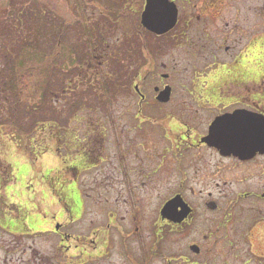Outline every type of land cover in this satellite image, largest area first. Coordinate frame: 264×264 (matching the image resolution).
<instances>
[{
  "label": "rangeland",
  "instance_id": "rangeland-1",
  "mask_svg": "<svg viewBox=\"0 0 264 264\" xmlns=\"http://www.w3.org/2000/svg\"><path fill=\"white\" fill-rule=\"evenodd\" d=\"M16 1L0 0V12H5V21H13L17 13L22 17L27 11L32 15L30 18H48L59 24L58 32L62 22L68 25V18L71 17L75 23L67 28L68 41L74 40L75 44L79 42V35H104L109 40L119 39L117 43L120 47L125 37L122 31L131 28V36L142 35L147 40L143 57L152 51V65L145 68L150 72L147 79L143 82L144 74L137 81L146 95L142 105L136 92L130 94L126 89L122 90L124 85L121 92L112 98L113 104L109 105L108 113L110 127L104 141L100 139L101 144L98 138H93L88 145L84 142L83 145L69 144V139L60 145L56 136L59 127L45 129L39 125L34 129L35 140L40 141L39 155L32 156L25 149H17L6 130L2 132L0 222L4 226L15 225L18 228L31 222L29 228L45 234L34 233L32 237L20 239L0 231V264H5L7 256H11V264H20L22 256L32 257L37 255V251L41 257L56 256L60 263L101 264L114 261L115 264H125V256L131 257V250L143 246L151 252L150 259H154V264H168L167 259L173 260L180 255L198 259L204 264H264V217H258V228L252 234L250 245L245 242L227 245L230 226L225 225V209L211 210L208 207L211 201L226 207V192L222 190L225 186L221 184L216 190L214 184L203 182L206 177L197 172L195 152L187 151L188 148L177 137L178 132H173L170 124L172 120L185 119L183 110L186 118L191 119L194 112L192 97L204 92L202 71L199 69L206 61L195 47L196 35H210L219 42L226 35L228 39L224 40L218 54L220 58H228L230 52L225 50V45L232 44L236 35H241L247 22L251 24L255 21L254 8L258 4L264 5V0H226V12L217 22L211 19L210 10H203L207 6L205 0H174L180 11L178 25L161 37L150 35L140 28L138 20L145 0H129V4L123 7L124 12L117 14H113L121 9L117 0L103 2L112 7L110 11L100 8L101 0H43L58 12L36 2L41 9L37 12L33 7L35 0H29L24 8L19 7L21 12H17L18 8H14ZM21 1L26 3L28 0ZM24 25L28 27V24ZM137 28L141 31L138 32ZM45 29L43 35H55L54 30L47 33ZM137 56L138 60H142L139 53ZM126 63L129 64L128 61ZM85 67V82L89 91L97 80L92 74L95 69L91 65ZM164 74L168 78H164ZM119 79L122 80L121 77ZM165 85L172 86V98L168 103L161 104L156 99L154 88ZM109 89L112 91L113 87ZM112 93L109 95L112 96ZM86 98L94 99L87 95ZM73 101H69L68 105L65 97L64 100L57 99L42 112L30 116V121L46 117L68 128L69 107ZM46 149L47 152H44ZM83 159L87 160L84 162L89 169L83 167ZM181 189L187 201L196 208L195 218L192 217L180 230L172 231L161 220L159 213L168 197ZM200 190H203L202 194ZM211 191L214 192L213 197L209 196ZM129 192H136L140 198L139 203L133 206L146 211L150 225L146 233L134 228L130 232L122 230L128 223V218H125L127 209L131 208ZM73 198L79 201L80 215L69 220L65 206H70ZM60 224L61 231L74 234L66 243L61 242V236L56 231ZM144 233L140 238L139 234ZM195 240L201 246L199 255L190 249ZM172 263L176 264V261Z\"/></svg>",
  "mask_w": 264,
  "mask_h": 264
},
{
  "label": "trees",
  "instance_id": "trees-1",
  "mask_svg": "<svg viewBox=\"0 0 264 264\" xmlns=\"http://www.w3.org/2000/svg\"><path fill=\"white\" fill-rule=\"evenodd\" d=\"M104 1L109 0H101L100 8L110 11L112 7L104 5ZM205 1L206 8L209 9L213 2L220 3L222 0ZM23 2L18 0L14 4V8H18L17 12H21L19 7L24 8L29 0ZM36 2L58 12L43 0H35L33 7L37 12L41 9ZM117 4L121 9L113 14L124 12L123 7L129 4V0H117ZM77 10L74 9L75 12ZM4 13L0 12V137L6 130L17 149H25L32 156L39 155L37 151L40 141L35 140L34 130L39 125L45 129L59 127L56 136L60 145L68 139L69 144L83 145L84 142L88 145L93 138H98L101 144L100 139L104 141L110 127L108 113L109 105L113 104L112 98L121 92L123 85L122 90L135 93L138 78L145 74L143 79H146L149 74L145 68L148 64L152 65L149 58L152 51L147 53L149 56L143 57L147 50V40L142 35L131 36L133 31L130 28L129 31H122L125 37L120 47L117 43L119 39L109 40L104 35H79V42L75 44L74 40L68 41L67 28L70 27L69 24L75 23L71 17L68 18L69 24L62 22L63 26L57 32L59 24L48 18L33 19L30 18L32 15L24 11V16L17 13L13 21H5L7 19ZM23 17L28 20L24 22ZM24 24H28V27L25 28ZM44 29L47 33L54 30L55 35H43ZM140 31L139 29L138 32ZM138 53L142 60L137 59ZM86 65L95 69L92 74L97 80V84L89 91L85 82L87 77L84 75ZM122 81L124 82L121 84ZM112 87L113 90L109 91ZM86 95L94 99L87 100ZM64 97L68 105L69 101L74 100L69 107L70 127L63 128L46 117L30 121V116L42 112L57 99L64 100ZM74 163L78 165L75 161ZM82 163L86 168V163Z\"/></svg>",
  "mask_w": 264,
  "mask_h": 264
},
{
  "label": "flooded vegetation",
  "instance_id": "flooded-vegetation-1",
  "mask_svg": "<svg viewBox=\"0 0 264 264\" xmlns=\"http://www.w3.org/2000/svg\"><path fill=\"white\" fill-rule=\"evenodd\" d=\"M213 3L214 6L210 9V15L211 19L217 22L222 13L225 14L227 2L223 0L220 3ZM254 16L255 21L251 23L253 26L247 22L243 26L244 31L241 35H236L232 44L225 45V50L230 52L228 58H220L218 54V51L224 46V40L228 39L226 35L221 37L220 42L210 35H196L195 47L199 55L203 54L206 61L204 67L199 69L202 71V88L204 92L202 95L192 97L194 112L191 119L186 118L184 110L183 113L179 110L185 119L172 120L170 123L172 131L178 132L177 137L188 148L187 151L193 150L195 152L197 172L202 177H206L203 182L206 185L214 184L216 190L220 189L221 184L225 186L222 190L226 192V207L221 204L219 206L217 202L211 201L215 204V207L211 210L225 209V225L230 226L229 237L226 240L229 246H234L237 242H245L250 245L252 234L258 228L256 225L257 219L258 217H264V149L256 152L249 151L247 155L242 157L235 154L224 155L217 146L207 142L204 138L209 136L213 123L221 116L233 114L237 111H247L264 116L263 4L255 6ZM259 130L264 131V129ZM178 157L182 158V155ZM202 191L200 190L201 194ZM178 194H181L187 201L183 189L168 197L167 200ZM213 194L214 192L211 191L209 196L213 197ZM136 195V192L134 194L128 193L131 208L127 209V217L125 216V218H128V223L122 230L130 232L134 228L138 232L143 231L146 233L150 230V225L147 223L146 211L135 207L140 201V198ZM78 204L79 202L75 198L71 199V205L68 206L71 218L79 214ZM189 204L193 211L183 223L175 224L165 220L172 231L180 230L186 222L192 220V217L195 218L196 208L192 203ZM29 226H32L31 222H29V225L22 226V228L15 225L4 226L0 222V231L20 239L29 238L34 233H38ZM160 232L162 238V226ZM58 233L61 235V241L64 242L74 237V234L70 232L59 230ZM145 233L139 234V237L145 235ZM198 242L195 240L192 244L201 248ZM146 249L143 246L134 249V251L131 250L129 253L131 257H128L126 255L128 253L123 251L126 255L124 258L126 260L125 264H154V259H150L149 253L151 252L146 251ZM172 261H176V264H204L198 259L184 257L183 255L177 256L173 260L167 259L168 264H173ZM10 262H13V260H11V256H7L5 264H11ZM20 264L76 263L71 261L60 263L56 256L41 257L39 251H37V255L35 254L32 257L24 258L22 256ZM105 264H115V262Z\"/></svg>",
  "mask_w": 264,
  "mask_h": 264
},
{
  "label": "water",
  "instance_id": "water-1",
  "mask_svg": "<svg viewBox=\"0 0 264 264\" xmlns=\"http://www.w3.org/2000/svg\"><path fill=\"white\" fill-rule=\"evenodd\" d=\"M178 13L176 3L171 0H146L141 22L148 30L161 35L176 26ZM136 89L139 91L138 86ZM156 91L159 92L157 99L160 102L165 103L171 99V86L167 85L161 91L156 87ZM248 113L237 111L217 118L209 136L204 139L217 146L225 155L235 154L242 157L249 151L264 149V131L259 130L264 129V116ZM209 206L214 208L215 204L211 203ZM191 212L190 205L181 195H177L164 205L161 214L164 219L181 223ZM191 249L200 253V247L197 245H193Z\"/></svg>",
  "mask_w": 264,
  "mask_h": 264
}]
</instances>
